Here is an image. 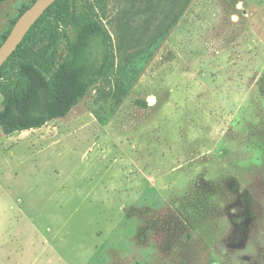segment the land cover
I'll use <instances>...</instances> for the list:
<instances>
[{"label":"rangeland","instance_id":"obj_1","mask_svg":"<svg viewBox=\"0 0 264 264\" xmlns=\"http://www.w3.org/2000/svg\"><path fill=\"white\" fill-rule=\"evenodd\" d=\"M30 1L0 4V36ZM96 6L110 82L0 129V264H264V0Z\"/></svg>","mask_w":264,"mask_h":264},{"label":"trees","instance_id":"obj_2","mask_svg":"<svg viewBox=\"0 0 264 264\" xmlns=\"http://www.w3.org/2000/svg\"><path fill=\"white\" fill-rule=\"evenodd\" d=\"M35 1L22 7L19 17ZM101 1L57 0L0 68V129L4 135L41 129L63 119L92 91L110 82L116 73L115 56L112 37L96 9ZM19 17L0 36V47ZM62 26L70 33L63 32L61 48V36L56 33ZM46 34L53 39L40 58L31 50ZM138 105L148 107L147 102Z\"/></svg>","mask_w":264,"mask_h":264},{"label":"water","instance_id":"obj_3","mask_svg":"<svg viewBox=\"0 0 264 264\" xmlns=\"http://www.w3.org/2000/svg\"><path fill=\"white\" fill-rule=\"evenodd\" d=\"M56 1L57 0H36L35 3L19 17L7 39L0 47V68L16 51L32 26Z\"/></svg>","mask_w":264,"mask_h":264}]
</instances>
